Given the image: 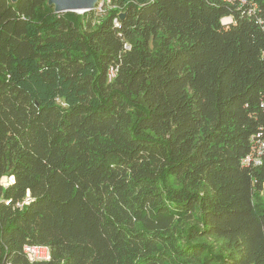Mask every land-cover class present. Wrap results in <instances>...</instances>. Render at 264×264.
<instances>
[{
  "label": "trees",
  "instance_id": "trees-1",
  "mask_svg": "<svg viewBox=\"0 0 264 264\" xmlns=\"http://www.w3.org/2000/svg\"><path fill=\"white\" fill-rule=\"evenodd\" d=\"M102 2L0 0V264H264V0Z\"/></svg>",
  "mask_w": 264,
  "mask_h": 264
},
{
  "label": "water",
  "instance_id": "water-1",
  "mask_svg": "<svg viewBox=\"0 0 264 264\" xmlns=\"http://www.w3.org/2000/svg\"><path fill=\"white\" fill-rule=\"evenodd\" d=\"M47 3L53 5L54 12L74 11L82 13L93 9L97 0H47Z\"/></svg>",
  "mask_w": 264,
  "mask_h": 264
},
{
  "label": "built area",
  "instance_id": "built-area-1",
  "mask_svg": "<svg viewBox=\"0 0 264 264\" xmlns=\"http://www.w3.org/2000/svg\"><path fill=\"white\" fill-rule=\"evenodd\" d=\"M225 19V18H224ZM223 19V21H224ZM230 20V19H229ZM253 160L255 164L259 163V156H247L243 162L248 163ZM23 252L36 260H47L49 258V250L44 245H25Z\"/></svg>",
  "mask_w": 264,
  "mask_h": 264
},
{
  "label": "rangeland",
  "instance_id": "rangeland-1",
  "mask_svg": "<svg viewBox=\"0 0 264 264\" xmlns=\"http://www.w3.org/2000/svg\"><path fill=\"white\" fill-rule=\"evenodd\" d=\"M102 4H103L102 0H97L96 7H97L98 9H101ZM77 13H79V12H77ZM228 20H229V18H225V19H224V22H227Z\"/></svg>",
  "mask_w": 264,
  "mask_h": 264
}]
</instances>
